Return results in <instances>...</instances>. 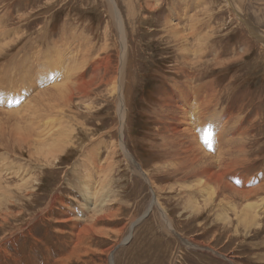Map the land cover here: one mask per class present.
I'll use <instances>...</instances> for the list:
<instances>
[{
	"label": "rangeland",
	"instance_id": "1",
	"mask_svg": "<svg viewBox=\"0 0 264 264\" xmlns=\"http://www.w3.org/2000/svg\"><path fill=\"white\" fill-rule=\"evenodd\" d=\"M112 1L122 18L130 54L126 65L127 83L123 84L125 116L121 122L114 109L113 95L106 91L107 86L93 90V86H97L94 79L93 88L89 85L93 92L88 98H80L77 91H71L70 80L64 78L66 75L60 74V78L48 74V69H42L41 63H35L32 58L33 51L49 50L52 40L60 44L59 40L65 36L72 53L71 46L78 47L82 32L84 35H80L88 43L96 45L95 51L104 43H107L105 46L108 49L110 44L112 48H119V35L106 0H0V28L16 29L17 37L14 38H18L12 50H6V54L0 56V65L17 56L14 62L17 65L11 63L10 73L0 70V138L3 137L0 139V154L5 156L0 155L3 158V161L0 159V171L6 172L0 174V205H3L0 206L3 211L0 213V264H264V217L254 215V220L261 227L255 229L250 224L249 233L245 235V224L237 221L236 224L233 210L224 208L226 202L232 200V205L239 202L237 197L228 194L225 195L226 202L217 198L215 207L204 208V195L191 193L196 178L185 179V172L172 174L177 163L165 158L161 138L155 131L161 127L155 114L159 104L157 99L167 94L170 80L177 78L173 70L182 68L177 49L179 45L165 31L164 20L167 19L178 30L188 28V32L189 29L197 31L191 32L194 35L197 33L196 38L190 39L192 47L196 45L198 35L204 36L203 56L206 58L192 56L190 69L194 74L199 73L198 83H208L217 95L219 104L212 108L218 114L221 111V114L225 113V117L230 113L232 119L227 118L230 125L237 121L233 126H223L222 133L226 134L223 138L231 139L233 145H228L231 150L222 153L221 161L229 163L233 157L239 159L236 174L253 179L254 187L262 185L264 188V47L249 36L244 23L235 21V15L223 0ZM239 3L244 19L264 31V0H239ZM3 44L0 43V46ZM99 56L104 58L105 54L100 53ZM107 56L109 61L112 60V69L117 59L116 51L110 50ZM63 58L61 64H64ZM48 63L51 64L50 61ZM177 79L181 81L183 75ZM62 85V93L58 94L57 87ZM36 89L39 94H36ZM44 91L47 96L41 97ZM32 92L34 96L30 103L28 98ZM20 103L30 106L32 118L38 121L29 123L32 128L28 124L30 118H24L23 111L20 110L23 117H18L20 113L17 109L22 107ZM10 107H14L15 111ZM63 108L70 112L68 117ZM43 109L50 117L57 115L58 121L53 122L55 118L47 120L41 111ZM210 117L203 123L202 129L208 126L213 118ZM17 121L21 126L16 124ZM37 123L41 126L38 127ZM53 123L55 126L52 127ZM15 128L22 133V137ZM211 136L213 138L216 134L211 133ZM46 139L51 140L47 142ZM51 141H55L54 146L60 151L55 155L50 152ZM10 143H13L12 148ZM121 145L136 166L123 160ZM220 145L225 147L226 144L216 143L218 150L223 147ZM48 147L49 151L46 150ZM239 147H242L240 153ZM210 150L214 156L216 152L212 151V143ZM93 165L101 168L94 171ZM137 165L148 172L151 185L158 194V207L153 205L151 188ZM85 180V185L90 188L87 198L82 183ZM23 182L27 183L26 191L21 187ZM6 184L9 187L4 186ZM263 191L257 192V200L264 196ZM8 196L15 200H7ZM62 210H68L67 217L58 215ZM4 212L8 214L6 218L2 216ZM222 215L231 221L224 222ZM92 220L96 221L95 227L88 229ZM74 221H79L77 223L81 228L88 229L86 236L78 241L68 235Z\"/></svg>",
	"mask_w": 264,
	"mask_h": 264
},
{
	"label": "bare ground",
	"instance_id": "2",
	"mask_svg": "<svg viewBox=\"0 0 264 264\" xmlns=\"http://www.w3.org/2000/svg\"><path fill=\"white\" fill-rule=\"evenodd\" d=\"M107 2V7L109 12L111 13V16L114 20V24L116 27V31L117 34L119 35L118 38V46L119 48H112V46L109 48H107V43L103 44V47H97V51H95L96 49V45L93 46V44L90 42L88 43V40L81 36L80 33L79 34V44L77 45L78 47L75 49L73 47V45L71 46L73 48V52H70V47L68 48L67 46V39L66 36L65 38H61L60 44H57V42L53 41L51 42V44H49L50 46L52 45V47L47 50L45 49V51H36L33 53H35L32 58L34 57V62L35 63H41V68L44 69H48V74H52L54 76H60V74H64L66 76H64V78H67L68 81L70 80V84H71V91H77V95L80 96V98L83 96L84 98H88L89 95L93 92V90L98 89L99 86H103L104 87L107 86L106 91L108 93H111L113 95V99H114V109L118 118V121L121 122V120L123 121V116L124 115V111H125V103H124V99H123V84L127 83L126 81V65H128L127 62V58L130 57V54H128V42L126 43V33H125V27L124 24L122 22V18L120 17L117 5L113 3L112 0H106ZM198 2V1H197ZM202 2V1H201ZM223 2L225 3V5L229 8V10L231 9L232 13L235 15L234 19H236L235 21L238 22H242L245 24L246 30L249 34V36L256 40L258 44H260L261 46L264 47V31L259 30L258 27L254 26L252 23L247 22L244 19V16L242 15V7L239 3V0H223ZM172 10V9H171ZM170 14V12H169ZM169 17V15H168ZM167 17V18H168ZM110 19V18H109ZM169 19V18H168ZM171 20V19H170ZM178 21V20H177ZM190 22V21H189ZM188 22V23H189ZM164 25L165 27V31L168 34H171L172 36L171 39L174 42H177L179 47L177 49H179V59L181 60V64H182V68L177 67L176 65V69L173 70V73L175 74V76L178 78L179 75H183V79L181 81H179L177 78H175V81H173L172 79L170 80L169 83V90L167 92V94L162 95L161 99L158 98L157 101L159 102V104L156 106V111L155 114H157V117L159 119L158 123L161 125L160 128L157 127V130L155 129V131L157 132L158 136H160L161 140H160V145L161 148H163V151L165 153V155L167 157L165 158H169L172 162H176L177 164L174 165V169L172 174H179V172H185V179H190V178H196L195 183L191 186V190H195V191H191V193H198L204 195L202 202L204 203L203 206L204 208H207L209 206L215 207V199L217 198H221V202H226V196L225 195H233V197H237L238 201L235 205H232V200L230 202H226V204H224V208H228V209H232L233 210V214L236 218L235 222H239V223H244L245 226L247 227L245 229V235H248V228L250 229V224L253 225L255 227V229H257L260 226V223L257 222V220H254V215H256V217H264V196H262V198L260 197L259 200H257V192L263 190L264 188L262 187V185H257L254 187V180L251 178H246L243 175L240 174H236V170H237V166L238 163L240 165L239 159L235 160V158L233 157L230 158L229 155V159H232L233 161H229V163L223 162L221 161L222 158V153L228 150H231V147L228 145H233V143L231 144V142H233L231 139L228 138H223L225 137V133H222V129L223 126L227 127L229 123H231L230 121L227 120L228 116L230 118V113H228V116L226 115L223 116L224 114H221V112H219V114L217 113V110H214L213 108H215L216 106H218L219 101H217V95H214L213 89L211 87V85H209L208 83H203L200 84L197 81L199 80L198 78L200 77L199 73L194 74L191 69V59L192 56L195 58L197 57L198 59H203L205 56V51H204V46H203V42L205 40L204 36L201 37V35L197 36V43L194 47H192V43H190V39L192 37H195V35L197 34H192V31H196V30H191L189 29V32L187 31L188 28H184V34H183V30H178V27H174L172 26L170 23V21H168L167 19L164 20ZM187 23V24H188ZM254 23V22H253ZM176 23H174L175 25ZM252 24V25H251ZM163 25V26H164ZM242 25V24H241ZM176 26V25H175ZM186 26V25H185ZM194 27L196 28V26L194 25ZM19 28V27H16ZM49 28V27H48ZM163 28V27H162ZM168 28V29H167ZM192 28V27H191ZM69 29V28H68ZM83 29V28H82ZM46 30V29H45ZM164 30V29H163ZM191 30V31H190ZM16 29H10L7 27H3L0 28V43H4L2 46H0V56L6 54L5 52L11 51L12 48L16 45V41H18V38H14L17 37L16 34ZM24 31V30H23ZM42 31V30H41ZM186 31V32H185ZM244 31V30H243ZM197 32V31H196ZM27 33V32H26ZM62 33V31H61ZM60 33V34H61ZM77 33V32H76ZM166 33V35H167ZM187 33V34H186ZM21 35H24L21 33ZM41 35V32H40ZM44 35V34H43ZM62 35V34H61ZM84 35V34H82ZM42 36V35H41ZM64 36V35H63ZM73 36V35H72ZM21 37V36H20ZM23 37V36H22ZM77 37V36H76ZM46 38V37H45ZM196 38V37H195ZM207 38V37H206ZM20 40V39H19ZM49 40V39H48ZM75 40V38H74ZM192 40V39H191ZM195 40V39H194ZM47 41V40H46ZM119 42L120 45H119ZM195 42V41H194ZM63 43H65V47H63ZM69 43V42H68ZM73 43V42H72ZM102 45V44H101ZM105 46V47H104ZM39 47V46H38ZM41 47V46H40ZM44 47V46H43ZM204 47V48H203ZM5 49V50H4ZM43 49V48H42ZM264 49V48H263ZM110 50H115L116 51V62L115 65H111L112 69L110 68V60L109 61V56H107V52H109ZM243 52V50H242ZM20 53V52H18ZM101 54H105L104 58H101L99 55ZM111 55V54H110ZM17 57V56H16ZM14 57L12 58L9 63H5V64H1L0 65V70L2 71H12V64L17 60V58ZM63 57H66L65 59ZM1 58V57H0ZM64 59V64H61V59ZM206 58V57H205ZM176 59V58H175ZM51 62L48 63L49 61ZM59 60V62H57ZM194 60V59H193ZM63 61V60H62ZM129 61V60H128ZM27 62V61H26ZM57 62V63H56ZM177 62V61H176ZM12 63V64H11ZM34 63V64H35ZM10 64V65H9ZM14 65H17L14 63ZM32 65V64H30ZM36 65V64H35ZM39 66V65H38ZM58 66V67H57ZM203 66V65H202ZM18 67V66H17ZM67 71H65V69ZM36 68V67H35ZM40 68V69H41ZM202 68V67H201ZM112 70V71H110ZM26 71V70H25ZM44 71V70H43ZM46 71V70H45ZM14 72V70H13ZM32 72V71H31ZM34 72V71H33ZM36 72V71H35ZM66 72V73H65ZM10 73V72H9ZM22 73V72H21ZM46 73V72H45ZM55 73V74H54ZM110 73V74H109ZM3 76L5 75L4 73H2ZM7 74V73H6ZM26 74V72H25ZM40 74V73H38ZM37 74V75H38ZM47 74V73H46ZM9 75V74H8ZM1 76V75H0ZM7 76V75H5ZM13 76V73H12ZM17 77V75H15ZM23 76V75H22ZM21 76V79L24 77ZM42 76V75H41ZM128 76V75H127ZM20 77V76H19ZM34 77V76H33ZM56 77V79H57ZM3 78V77H2ZM10 78V76H9ZM13 78V77H12ZM30 75H29V80H30ZM55 78V77H54ZM6 79V78H5ZM37 79V78H36ZM49 77V81H50ZM55 79V81H56ZM94 79L97 81V86H93L94 85ZM10 80V79H7ZM16 80V79H14ZM32 80V79H31ZM30 80V81H31ZM62 79H60L61 81ZM166 80V79H164ZM210 80V79H208ZM5 81V80H4ZM11 81V80H10ZM37 81V80H36ZM63 81V80H62ZM61 81V82H62ZM207 81V79H206ZM8 82V81H6ZM17 82V81H16ZM51 82V81H50ZM60 82V84H61ZM21 83V82H20ZM54 83V82H53ZM63 83H65L63 81ZM213 83V82H212ZM14 84V82L12 83ZM16 84V83H15ZM168 84V81H167ZM11 85V84H9ZM38 85V84H37ZM46 85V84H45ZM52 85V84H51ZM95 87L93 90L92 88L90 89V86ZM12 86V85H11ZM27 86V85H25ZM50 86V85H47ZM89 86V87H88ZM213 86V85H212ZM10 87V86H9ZM43 87V86H42ZM41 87V88H42ZM46 87V86H45ZM62 86H58L57 87V92L58 94L62 93ZM88 87V88H87ZM40 88V87H39ZM47 88V87H46ZM45 88V90H46ZM49 88V87H48ZM87 88V89H86ZM33 89V88H32ZM38 89V88H37ZM36 89V94H39L38 90ZM3 90V89H2ZM11 90V89H10ZM41 90V89H40ZM165 90V89H164ZM215 91V90H214ZM25 92V90H24ZM22 92V93H24ZM49 92V90H48ZM166 92V90H165ZM44 94H41V97H44L45 95L47 96V92H41ZM212 93V94H211ZM25 94V93H24ZM34 93L32 92V96H30V98H28L29 102L31 100V97H33ZM53 94V93H51ZM110 94V95H111ZM7 95V94H6ZM16 95V94H15ZM94 95V94H93ZM57 96V95H55ZM71 96V95H70ZM215 96V97H214ZM69 97V96H68ZM73 97H76L73 95ZM11 98V95L8 99ZM18 98V97H17ZM16 98V99H17ZM58 98V97H57ZM70 98V97H69ZM219 98V97H218ZM3 99V98H2ZM33 99V98H32ZM78 99V98H77ZM22 100V99H21ZM69 99H67L68 101ZM81 100V99H80ZM220 100V99H219ZM10 101V100H9ZM26 100H24L25 102ZM53 101V100H52ZM55 101V100H54ZM13 102V101H12ZM18 102V101H16ZM28 102V103H29ZM14 103V102H13ZM23 103V102H22ZM20 103V105L22 104ZM31 103V102H30ZM53 103V102H52ZM57 103V102H56ZM71 104V103H70ZM85 104V103H83ZM2 105V104H1ZM26 104L24 103L23 106L19 110L18 113H20V110L23 111V116L24 118L27 119H33L32 118V109L30 108V106H25ZM48 105V104H47ZM5 106V105H4ZM33 106V105H32ZM46 106V105H45ZM1 107V106H0ZM54 107V106H53ZM87 107V106H86ZM213 107V108H212ZM5 108V107H4ZM11 109H13L12 107H10ZM10 108H8V110L10 111ZM18 108V107H17ZM23 108V109H22ZM43 108V107H42ZM2 108H0L1 110ZM6 109V108H5ZM5 109H3L2 111H5ZM46 109V108H45ZM48 109H50V107H48ZM210 109H213L210 112ZM7 110V109H6ZM15 111V109H13ZM63 111L66 112L67 115L61 113L62 115H65L68 117V111H66L65 108L62 109ZM12 111V110H11ZM43 113L45 112L44 109L41 110ZM47 111V110H46ZM154 112V110H152ZM7 112V111H6ZM49 112V111H48ZM72 112V111H71ZM22 113V112H21ZM19 114L18 117L21 116V118L23 117L22 114ZM40 113V112H39ZM52 113V112H51ZM54 113V112H53ZM52 113V114H53ZM57 113V112H56ZM55 113V114H56ZM239 113V112H238ZM11 114V113H9ZM36 114V113H35ZM34 114V115H35ZM45 114V113H44ZM59 114V113H58ZM227 114V112H226ZM18 115V114H16ZM50 115V114H49ZM47 113L45 114V118L47 120L52 118L56 119L57 115H52L53 117H50ZM74 115V114H73ZM154 115V114H153ZM209 115L213 118H211L209 120L208 126H205V129L203 128V123H205V121L208 119ZM222 117H219V116ZM239 115V114H238ZM42 116V113H41ZM35 117V116H34ZM43 117V116H42ZM58 117V116H57ZM66 117V118H67ZM70 118V117H69ZM68 118V119H69ZM74 118V117H73ZM236 118V117H235ZM241 118V117H240ZM243 118V116H242ZM22 119V121H28V120ZM29 119V123H34V122H38L36 119L34 121ZM38 119V118H37ZM68 119H66L67 121H69ZM71 119V118H70ZM232 119V118H230ZM229 119V120H230ZM234 119V118H233ZM239 118H237L236 120H238ZM40 120V119H39ZM65 121V123H67V121ZM74 120H76L74 118ZM41 121V120H40ZM56 121H58L57 119L53 122L56 123ZM62 121V122H64ZM77 121V120H76ZM75 121V123H76ZM81 121V120H80ZM77 122L78 124L80 123ZM241 121V119H240ZM16 122V121H14ZM19 121H17V125L20 123H18ZM60 122V121H59ZM74 122V121H73ZM85 121H83L82 124H84ZM118 122V123H119ZM242 122V121H241ZM12 123V121H11ZM27 123V122H25ZM32 123V124H33ZM52 123V122H51ZM55 123H53L54 125L50 124V126L52 125L55 126ZM58 123V122H57ZM61 123V122H60ZM237 123V121L232 122V126L233 124L235 125ZM31 124V125H32ZM62 124V123H61ZM60 124V125H61ZM64 124V123H63ZM72 124V123H71ZM201 124V125H199ZM211 124H214L215 126L213 127ZM31 125L29 124V126L31 127ZM230 125V124H229ZM230 125V126H231ZM21 126V125H20ZM33 126V125H32ZM36 126V124H35ZM38 126V123H37ZM41 126V125H40ZM38 126V127H40ZM46 125H43L42 127H44ZM50 126H46L47 128ZM76 126V125H75ZM74 126V127H75ZM239 126V125H238ZM45 127V128H46ZM73 127V126H72ZM80 128V126H78ZM86 127V126H85ZM32 128V127H31ZM36 129V127H34ZM64 128V127H62ZM71 128V127H70ZM82 128V127H81ZM38 129V128H37ZM55 129V127H54ZM58 129V128H57ZM61 129V128H60ZM66 129V128H64ZM72 129V128H71ZM85 129V128H84ZM22 130V129H21ZM26 131V129H24ZM40 130V129H39ZM51 130H53L51 128ZM67 130V129H66ZM16 132H19V136H23L22 133L18 130V128H15ZM35 131V130H34ZM38 131V130H37ZM43 131V129H42ZM62 131V130H61ZM69 131V130H68ZM72 131V130H71ZM78 131V130H77ZM90 131V130H89ZM219 131V132H218ZM15 132V133H16ZM28 132V131H27ZM45 132V131H44ZM48 132V131H47ZM65 132V131H63ZM70 132V131H69ZM85 132V131H84ZM39 133V132H38ZM41 133V132H40ZM57 133V131H56ZM73 133V132H72ZM87 133V132H86ZM211 133L216 134V136H214L212 138ZM60 134V133H58ZM68 134V133H67ZM84 134V133H83ZM92 134V133H91ZM156 133L154 134L155 136L157 135ZM230 134V133H229ZM16 134V136H18ZM30 135V134H29ZM47 135V133H46ZM52 135V134H51ZM65 135V134H64ZM63 135V138L65 137ZM89 135V133H88ZM241 135V134H240ZM45 136V135H44ZM69 136V135H68ZM75 136V135H74ZM92 136V135H91ZM20 137V138H21ZM40 137V136H39ZM49 137V135H48ZM73 137V135H72ZM210 137L213 140H210ZM239 137V136H238ZM3 138V137H2ZM0 138V139H2ZM43 138V136H42ZM46 138V137H45ZM61 138V137H60ZM66 139L69 140V138L65 137ZM75 138V137H74ZM94 138V137H93ZM159 138V137H158ZM232 138V137H231ZM237 138V137H236ZM6 139V138H5ZM27 139V138H26ZM58 139V138H57ZM77 139V138H76ZM91 139V138H90ZM89 139V140H90ZM224 139V140H223ZM240 139V138H239ZM8 140V139H7ZM21 140V139H20ZM29 140V138H28ZM27 140V141H28ZM38 140V139H37ZM47 140V139H46ZM49 140V139H48ZM47 140V142H48ZM51 140V139H50ZM49 140V141H50ZM55 140V139H53ZM65 140V139H63ZM6 141V140H5ZM10 140H8L9 142ZM16 140H14L15 142ZM23 141V140H22ZM66 141V140H65ZM157 141V140H156ZM7 142V141H6ZM11 142V141H10ZM13 142V143H14ZM21 142V141H20ZM29 142V141H28ZM52 142V141H51ZM50 142V143H51ZM55 142V141H54ZM52 142L51 143V148H50V152L51 154H56L59 151L58 147L54 146L56 143ZM225 143V147L223 146L221 147L219 150L216 146V143ZM13 143L11 145V148L13 146ZM32 143V142H31ZM43 143V142H42ZM45 143V142H44ZM43 143V144H44ZM59 143V140H58ZM72 143V142H71ZM212 143V151L216 152L215 155L213 156L212 153H210V144ZM215 143V144H214ZM8 144V143H6ZM9 144V145H10ZM25 144V143H24ZM37 144H39L37 142ZM75 144V143H72ZM71 144V145H72ZM47 145V144H46ZM15 146V145H14ZM19 146H21V144H19ZM23 146V145H22ZM35 146V144L33 145ZM39 146V145H38ZM37 146V147H38ZM158 146V145H157ZM235 146V145H234ZM2 147V146H1ZM7 147V146H6ZM5 147V148H6ZM10 147V146H9ZM18 147V146H17ZM28 147V146H27ZM31 146H29L30 148ZM44 147V146H43ZM47 147V146H46ZM67 147V146H66ZM70 147V146H69ZM4 148V147H2ZM8 148V147H7ZM20 148V147H18ZM34 148V147H33ZM63 148V147H62ZM99 148V147H98ZM160 148V149H161ZM239 153L242 150V147H239ZM25 149V148H24ZM36 149V148H35ZM41 149V148H40ZM49 147L46 149L48 150ZM93 149V148H92ZM20 150V149H18ZM30 150V149H29ZM28 150V151H29ZM32 150V149H31ZM37 150V149H36ZM45 150V148H44ZM61 150V149H60ZM115 150V149H114ZM236 150V149H235ZM244 150V149H243ZM11 151V150H10ZM27 151V152H28ZM35 151V150H34ZM49 151V150H48ZM120 151L122 153L123 156V160L132 162L133 164L135 163L133 161V159L131 158L130 154L126 151L125 147L123 145L120 146ZM4 152V151H3ZM32 152V151H30ZM37 152V151H36ZM231 152V151H230ZM10 152H8L9 154ZM14 153V152H13ZM110 153V152H109ZM228 153V152H227ZM233 153V152H232ZM7 154V155H8ZM29 154V153H28ZM35 154V153H34ZM37 154V153H36ZM100 154V153H98ZM2 156V154H0ZM33 155V154H32ZM109 155V154H108ZM0 156V157H1ZM42 156V155H41ZM53 156V155H52ZM98 156V155H96ZM112 156V155H111ZM110 156V157H111ZM226 156V154H225ZM239 156V155H238ZM3 158L5 156H2ZM10 157V156H9ZM50 157V156H48ZM82 157V156H81ZM92 157V156H91ZM221 157V158H220ZM232 157V156H231ZM3 158L2 159L3 161ZM43 158V157H41ZM94 158V157H93ZM44 159V158H43ZM96 159V158H95ZM106 159V158H105ZM104 159V160H105ZM110 159V158H109ZM224 159V158H223ZM56 160V159H55ZM94 160V159H93ZM107 160V159H106ZM113 160V159H112ZM6 161V159L4 160ZM51 161V160H50ZM245 161V160H244ZM46 162V160H45ZM93 162V161H92ZM95 162V161H94ZM108 162V161H107ZM106 162V163H107ZM125 162V161H124ZM168 162V161H167ZM166 162V163H167ZM228 162V161H227ZM242 162V160H241ZM7 163V162H6ZM5 163V165H6ZM9 163V162H8ZM54 163V162H53ZM105 163V162H104ZM165 163V164H166ZM164 164V163H163ZM10 165V164H7ZM6 165V166H7ZM33 165V164H32ZM35 165V162H34ZM42 165V164H41ZM48 165V164H46ZM135 165V164H134ZM160 165V163H159ZM167 165V164H166ZM170 165V164H169ZM38 166V165H37ZM44 166V165H43ZM136 166V165H135ZM9 167V166H8ZM22 167V166H20ZM26 167V166H25ZM90 167V166H89ZM92 167V166H91ZM111 167V166H109ZM107 167V168H109ZM138 167V171H140V173L142 174V176L144 177L145 182L148 183L149 188H151V193L153 195V205L155 207H158V200H157V195L156 192L154 190V188L151 185V181L149 178V174H147L145 171L141 170L140 167L137 165ZM11 168V167H10ZM15 168V167H14ZM19 168V167H18ZM27 168V167H26ZM93 170H97L98 168H101V166H95L93 165ZM103 168V167H102ZM172 168V167H171ZM243 168V167H242ZM1 169V167H0ZM13 168H11L12 170ZM30 169V168H29ZM28 169V170H29ZM106 169V168H105ZM162 169V168H160ZM2 170V169H1ZM9 170V169H8ZM164 170V167H163ZM167 170V169H166ZM171 170V169H170ZM7 171V170H6ZM16 172H19L17 170H15ZM14 171V172H15ZM25 171V170H23ZM27 171V170H26ZM31 171V170H30ZM41 171V170H40ZM102 171V170H100ZM10 172V170H9ZM22 172V171H21ZM21 172L19 174H21ZM29 172V171H28ZM105 172V170H104ZM164 172V171H163ZM3 173L6 174L5 170L4 171H0V174ZM8 173V172H7ZM13 173V172H12ZM102 173V172H101ZM106 173V172H105ZM162 173V171H161ZM9 174V173H8ZM18 174V175H19ZM25 174V173H24ZM165 174V173H164ZM2 175V174H1ZM10 175V174H9ZM15 175V174H13ZM26 175V174H25ZM109 175V173H108ZM12 176V174H11ZM92 176V175H91ZM4 177V176H3ZM6 177V175H5ZM19 177V176H17ZM16 177V178H17ZM26 176H24L25 179ZM84 177V176H83ZM90 177V176H89ZM102 177V176H101ZM2 178V176H1ZM0 178V179H1ZM9 177H7L8 179ZM11 178V177H10ZM9 178V179H10ZM14 178V177H13ZM15 178V179H16ZM99 178V177H98ZM21 179V178H20ZM29 179V178H28ZM86 179V178H85ZM182 179V178H181ZM260 179V178H259ZM263 179V178H262ZM261 179V180H262ZM16 180H19V178H17ZM31 180V179H30ZM89 180V179H87ZM82 181V183H86V181ZM101 180V179H99ZM5 182H7L6 180H4ZM13 181V180H12ZM22 182V180H20ZM19 181V182H20ZM33 181V180H32ZM3 182V181H2ZM11 182V181H10ZM99 182V181H98ZM4 183V182H3ZM24 183V182H23ZM22 183V184H23ZM30 183V182H29ZM81 183V184H82ZM89 184L91 182H88ZM87 183V184H88ZM97 183V182H96ZM100 183V182H99ZM1 184V183H0ZM5 184V183H4ZM17 184V183H16ZM183 184H186L183 183ZM15 185V184H14ZM14 185H12L14 187ZM29 185V184H28ZM83 185V186H84ZM99 185V184H98ZM191 185V184H190ZM189 185V186H190ZM4 186H8V184L4 185ZM3 186V187H4ZM21 186V184H20ZM27 183H24L21 187L26 188ZM88 186V185H87ZM87 186H84V193L86 195H90V188H87ZM94 187V186H93ZM16 188L17 185H16ZM22 188L20 190H22ZM9 189V188H8ZM6 189V192L7 190ZM15 189V188H14ZM32 189V188H31ZM5 191V189H3ZM23 190V191H24ZM10 191V190H9ZM16 191V190H15ZM19 191V190H17ZM26 191V190H25ZM264 192V191H263ZM82 193V192H81ZM89 193V194H88ZM16 194V193H15ZM20 194V191H19ZM98 194V193H97ZM30 195V194H28ZM6 196V195H5ZM12 196V194H11ZM7 197V196H6ZM205 197V198H204ZM228 197V196H227ZM27 198V197H26ZM85 198L84 202L87 203L88 200ZM12 199L15 200L14 197H9L7 198V200ZM197 200V199H196ZM17 201V200H16ZM18 202V201H17ZM101 202V201H100ZM193 202V201H192ZM2 203V202H1ZM4 203V202H3ZM2 203V204H3ZM105 203V202H104ZM5 204V203H4ZM94 204V203H93ZM152 204V203H151ZM191 204V203H190ZM195 204V203H194ZM192 204V205H194ZM222 204V203H221ZM9 205V204H8ZM3 206V205H0ZM11 206V205H10ZM239 206V207H238ZM218 207V206H216ZM4 208V207H3ZM8 208V207H7ZM160 209H162L161 207H159ZM158 208V209H159ZM227 209V212H228ZM4 210V209H3ZM162 211V210H159ZM224 211V210H223ZM3 212L0 210V213ZM68 212V210H67ZM66 211H63L60 213H58V215L62 216V214H64L65 216L62 217H67L68 214ZM225 212V211H224ZM69 213V212H68ZM81 213V212H80ZM163 214V213H162ZM223 214V213H222ZM226 214V213H224ZM7 213L4 212V214L2 216H4L3 218L7 217ZM163 218V215H161ZM255 217V218H256ZM257 217V218H258ZM1 218V219H3ZM93 218V217H92ZM66 219V218H65ZM76 219V218H75ZM98 219V218H97ZM234 219V218H233ZM263 219V218H262ZM166 220V219H165ZM221 220L225 221H231L229 220V218L226 215H222ZM58 221V220H57ZM79 222V221H77ZM76 221H74V226L71 227V231L69 232V236L72 239L76 238V241L81 240L83 237L86 236V233L88 231L89 228H94L96 221L92 220L90 223L92 225H88V229L85 228L83 226V228H81V226L79 225V223H77ZM236 222V224H237ZM253 222V223H252ZM59 224V223H58ZM61 224V223H60ZM243 225V224H242ZM92 226V227H91ZM261 227V226H260ZM259 229V228H258ZM175 234V233H174ZM5 237V236H4ZM2 239V238H1ZM264 242V240H263ZM262 242V243H263ZM188 244V243H186ZM78 246V245H77ZM188 246H190V244H188ZM80 248V247H79ZM264 248V247H263ZM2 250V249H0ZM1 253V252H0ZM3 253V252H2ZM5 254V253H4ZM259 258V257H258Z\"/></svg>",
	"mask_w": 264,
	"mask_h": 264
}]
</instances>
